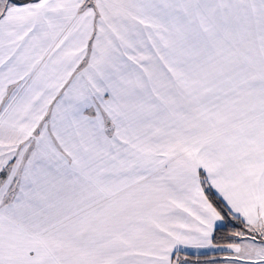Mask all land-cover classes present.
Segmentation results:
<instances>
[{
	"label": "snow or ice",
	"instance_id": "snow-or-ice-1",
	"mask_svg": "<svg viewBox=\"0 0 264 264\" xmlns=\"http://www.w3.org/2000/svg\"><path fill=\"white\" fill-rule=\"evenodd\" d=\"M0 264H264V0H0Z\"/></svg>",
	"mask_w": 264,
	"mask_h": 264
}]
</instances>
